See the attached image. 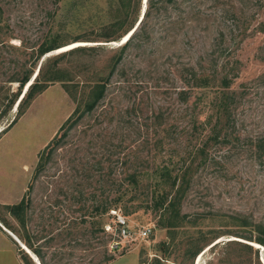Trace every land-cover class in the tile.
I'll return each mask as SVG.
<instances>
[{
  "label": "rangeland",
  "instance_id": "obj_1",
  "mask_svg": "<svg viewBox=\"0 0 264 264\" xmlns=\"http://www.w3.org/2000/svg\"><path fill=\"white\" fill-rule=\"evenodd\" d=\"M118 7V0H0V112L18 88L10 78L35 73L39 64L44 66L72 48L100 47L92 56L61 62V81L49 83L15 121L21 96L0 119V129L5 128L0 134V205L20 200L38 154L73 112L75 104L65 90L76 92L79 100L111 70V60L122 44L121 40L106 42L105 35L116 38L121 33L108 28ZM190 8L203 15H190ZM141 10L142 0L131 20L138 21ZM172 11L168 7L150 29L147 54L137 56L131 50L110 77L98 108L53 153L34 183L30 228L36 234L41 227L65 230V224L78 217L72 210L80 204L91 208L94 195L98 198L104 185L102 180L112 176L116 181L111 189L118 190L112 197L123 194L117 211L132 227L152 224L155 229L147 241L108 253L114 259L107 264H195L203 253L202 264H257L264 259V247L243 239L249 236V228L239 227L236 218L264 222V167L256 164L250 148L251 141L264 135V0H179L178 9ZM177 15L182 22L175 27L162 19ZM56 34L61 48L36 62L37 48ZM150 51L154 53L149 56ZM191 62L209 78V87L190 89L180 81V68ZM233 76L223 91L221 78ZM222 92L234 96L226 119H221L225 129L215 139L209 135L210 127L200 123L216 114V100ZM194 116L201 122L192 126ZM201 144L207 145L206 164L193 158L184 176L191 152ZM163 166L171 179L184 178L179 212L186 218L177 227H163L169 216L144 207L153 205L163 192L175 195L180 186L179 180L173 190L165 186L157 171ZM133 171L139 176L137 184L127 177ZM86 172L91 175L88 179ZM79 190L84 199L76 204L72 195ZM59 201L62 206L55 207ZM127 207H137L136 212L124 216ZM83 228L74 229L82 232ZM204 235L206 243L192 245ZM96 236L88 246L78 248L54 241L47 247L46 259L59 252L68 258L57 264L97 262L103 250L97 245L103 238ZM80 240L85 244V237ZM4 245L0 237V264H13ZM195 247L202 250L192 260L188 254Z\"/></svg>",
  "mask_w": 264,
  "mask_h": 264
},
{
  "label": "trees",
  "instance_id": "obj_2",
  "mask_svg": "<svg viewBox=\"0 0 264 264\" xmlns=\"http://www.w3.org/2000/svg\"><path fill=\"white\" fill-rule=\"evenodd\" d=\"M191 1V0H186ZM140 0H118V9L120 11L116 12V16L114 18V22L110 24L108 27L112 33H116L121 31V33L116 36V38H112V34L108 33L105 35L107 39L106 42L122 40L124 36L130 33L135 23L137 22L136 18L131 20L132 15H136L138 13ZM179 0H146V9L143 14L142 20H140L139 24L132 32L129 39L122 43L119 51H117V55L112 58L111 70L105 76V78L98 80L92 87L90 86L88 92L77 100L76 92L71 90H64L69 95L71 101L75 104V108L71 115L66 119V121L61 125L58 132L54 135V137L49 141V143L44 147L43 151L38 154V160L36 162V166L34 168V173L32 179L26 189V192L22 199L12 205H0V223L9 230L12 234H14L18 240H20L33 254L36 255L40 264H50V261L60 263L67 256L61 255V253H53L51 255V259L48 261L46 259L47 247L51 246L54 241L69 242L71 248H78L81 246H88V242L92 239H96L97 234H101L103 240L98 243L97 246H100L103 250L98 253L99 260L92 264H107L114 259V257L108 253H111L112 250L110 248L111 238L104 231V225L106 224V220L110 218V210H117L119 208V204L122 201L123 194H118L115 198L112 197V192H118L117 188H112L116 179L112 178V176L103 179V186H101L98 198L94 195V205L90 207H86L81 205L78 206L76 210H72V212H77L78 217H76L73 221L70 220L66 225L65 230L55 229V230H47L45 228L40 229V231L36 234L30 228V217L31 211H33L34 200L32 198V192L34 188V183L40 178L42 173L45 171L49 161L52 158L53 153L59 149L64 143L65 139L68 137L69 132L75 128L78 123L83 120L85 116L92 115L93 112L98 108L101 101L104 99L106 94L107 84L115 71L116 67L121 63L126 56L130 55L131 50L136 52L137 56L146 55V49L150 45L149 42L152 39V31L150 29L157 23L160 22L158 17L162 16V13L166 14L167 8L178 9ZM131 8V9H130ZM162 11V12H161ZM173 12V11H172ZM189 14L194 15H203L202 12L190 8ZM165 21H167L171 26L175 27L178 24H181L182 18L181 15H177L176 18H171V16L162 17ZM191 21V20H190ZM2 23V9L0 8V24ZM115 39V40H110ZM61 48L60 36L58 34L52 36L50 39L44 41L36 50L35 59L38 62L41 58H43L48 53L55 51ZM100 47H75L63 53H60L53 57L51 61H49L44 66H41L38 70V73L35 79L32 81L20 102L17 106V115L14 121L22 116L24 112L28 109L31 102L43 93L49 83L54 81H61L59 74L60 69L59 65L61 62L65 61L67 58L77 57V56H92ZM154 51H150L149 56L152 55ZM35 62V64H36ZM33 70L24 73L21 77L18 78H10V83H17L18 88L15 93H12L6 106L3 111L0 112V119L6 115L10 109L16 104L19 97L22 94L24 87L27 85L33 76ZM232 78L222 77L220 80V87L227 90L230 87V84L233 81ZM179 79L187 88H205L209 87L210 80L205 74L199 73L195 65L191 63L183 64V66L179 70ZM234 94L231 95L227 92H222L216 102V114L209 115L205 118L203 122H201L198 116L193 117L192 126L197 125L198 121H200V126L205 125L209 128V135L213 136L215 139L220 136L221 131L225 129V124L221 125V119H226L228 114V110L230 107V101L232 100ZM185 98H187L185 96ZM13 121V122H14ZM12 122V123H13ZM10 126V125H9ZM8 126V127H9ZM5 130H3L0 134H2ZM206 144H201L196 148L194 152H191L192 160L188 163L186 168L183 170L184 176H186L187 172L193 165V158L199 159L201 165L206 164L207 155H206ZM251 152L256 164L260 167H264V135L255 138V140L251 141L250 144ZM138 159L137 157H134ZM147 162V161H145ZM136 167V164H135ZM168 168H159L157 171L160 174V178L162 182H164L165 186L170 185L173 190L176 186V183L179 180L178 176H174L173 179L170 178V174L167 171ZM89 172V169L87 170ZM86 172V178L88 179L91 175ZM129 182L133 184L138 183V175L135 171H133L130 175L127 176ZM184 178L181 177L180 186L175 190V195L171 196L170 192H163L159 196H157L156 200L153 202V205H145L144 207L151 208L155 211H162L164 214L168 215L167 224L162 225L163 227H177L182 224L185 220V215H180L179 207H180V199L179 193L183 184ZM109 184V185H108ZM162 183V185H164ZM106 185H108V190H106ZM76 191V190H75ZM62 195L66 194L65 191L61 192ZM89 196L87 197V199ZM83 193L82 191H78L77 194L72 195V201L77 203L83 202ZM63 201H59L55 204V207H61ZM130 207L124 208V216H127L131 213L136 212L135 210L129 209ZM50 213L52 210L47 208ZM1 212H4L1 214ZM236 221L239 223L238 226L242 228H249V236H244L243 239L248 242L256 243L262 247H264V222H254L246 217H237ZM85 225V228L75 231L76 226ZM88 225V226H86ZM74 231H73V230ZM85 237V244L81 243V238ZM105 238V239H104ZM215 238V237H214ZM208 240L206 236H201L197 238L192 245H195L197 242H203ZM70 243H73L71 245ZM216 245V244H215ZM213 245V246H215ZM68 246V245H67ZM212 246V247H213ZM241 246L246 247L248 249H252V246L241 243ZM211 247V248H212ZM94 247L93 249H95ZM85 249V248H84ZM200 247H195L194 250L189 252V257L193 260L197 257L201 252ZM71 255V254H70ZM69 255V256H70ZM20 258L24 264H33L29 259L28 255L20 250ZM68 258V257H67ZM257 264H261L259 260H257Z\"/></svg>",
  "mask_w": 264,
  "mask_h": 264
},
{
  "label": "built area",
  "instance_id": "obj_3",
  "mask_svg": "<svg viewBox=\"0 0 264 264\" xmlns=\"http://www.w3.org/2000/svg\"><path fill=\"white\" fill-rule=\"evenodd\" d=\"M109 214V222L104 225V231L110 235L112 250L136 242L147 241L153 235L155 227L152 224L132 227L117 210H110Z\"/></svg>",
  "mask_w": 264,
  "mask_h": 264
},
{
  "label": "crops",
  "instance_id": "obj_4",
  "mask_svg": "<svg viewBox=\"0 0 264 264\" xmlns=\"http://www.w3.org/2000/svg\"><path fill=\"white\" fill-rule=\"evenodd\" d=\"M24 194L22 195V197L24 196ZM22 197L20 198V200L22 199ZM14 204H16V203H14ZM2 205H7V204H2ZM8 205H12V204H8ZM0 237L5 244L4 245L5 249H4V247H3V249L7 250L8 253L11 254L10 256H12L11 258L13 260V264H24L20 258V250L24 251L28 255L29 259L32 261L33 264H35L36 261L34 260L32 255H34V257L37 259V261H38L37 264H40L36 255L33 254L29 249H27V247L20 240H18V238L14 234H12L9 230H7L1 223H0ZM11 246L14 248L12 249ZM23 247H25V248H23ZM26 249L29 250L30 253L29 252L27 253Z\"/></svg>",
  "mask_w": 264,
  "mask_h": 264
},
{
  "label": "bare ground",
  "instance_id": "obj_5",
  "mask_svg": "<svg viewBox=\"0 0 264 264\" xmlns=\"http://www.w3.org/2000/svg\"><path fill=\"white\" fill-rule=\"evenodd\" d=\"M144 4H145V5H144ZM144 4H143V6H142V12L146 9V0H145ZM144 12H145V11H144ZM141 20H142V19H141ZM131 34H132V32H130V33H128L126 36H124V38H125V37H127V38H126L124 41H121V43L126 42V41L129 39V37L131 36ZM76 44H77L76 46H78V45L85 44V43H76ZM31 82H32V79H31L30 83H28V84L26 85L25 90H24V93L26 92V90H27L28 87L30 86ZM24 93L22 94L21 98L23 97ZM21 98L19 99L18 103L20 102ZM18 103H17L16 106H18ZM23 248H25V247H23ZM26 250H27V249H26ZM27 252L30 253L29 250H27ZM203 254H204V253H203ZM203 254H201L200 256H198L197 260L195 261V264H202V262H201V258H202V255H203ZM32 257H33L34 260L36 261L35 264H37V262H38L37 259L34 257V255H32Z\"/></svg>",
  "mask_w": 264,
  "mask_h": 264
},
{
  "label": "water",
  "instance_id": "obj_6",
  "mask_svg": "<svg viewBox=\"0 0 264 264\" xmlns=\"http://www.w3.org/2000/svg\"><path fill=\"white\" fill-rule=\"evenodd\" d=\"M144 2H145V0H142V6H143ZM144 5H145V4H144ZM144 11H145V10H144ZM144 11L142 12V10H141L140 18H139V20L137 21L135 27L133 28V30H132L131 32H133V31L135 30V28L137 27V25L139 24L140 20H141L142 17H143ZM126 38H127V37L123 38L121 41H124ZM121 44H122V43H121ZM96 46H104V45H96ZM39 67H40V64H39ZM39 67H38L37 71L33 74L32 78H31L32 81L35 79V77H36V75H37V73H38ZM28 83H30V81H29ZM28 83H27V84H28ZM31 83H32V82H31ZM24 90H25V87H24V89H23V91H22V94L24 93ZM22 94H21V96H22ZM20 98H21V97H20ZM3 130H5V128L0 129V133H1ZM27 253H28V252H27ZM31 258H32V257H31ZM32 259H33V258H32ZM260 261H261L262 264H264V259H263V258H260Z\"/></svg>",
  "mask_w": 264,
  "mask_h": 264
}]
</instances>
